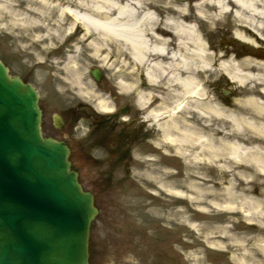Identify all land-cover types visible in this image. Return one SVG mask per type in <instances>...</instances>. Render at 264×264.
<instances>
[{
	"label": "rangeland",
	"instance_id": "374dc122",
	"mask_svg": "<svg viewBox=\"0 0 264 264\" xmlns=\"http://www.w3.org/2000/svg\"><path fill=\"white\" fill-rule=\"evenodd\" d=\"M161 1H174L192 13L193 24L210 44L207 51L214 54L197 74L203 88L197 95L200 107L193 100L182 113L177 112L206 138L187 145L184 154L168 141L164 143L161 135L154 140L160 149L155 150L148 141L145 149H137L132 156L126 152L123 158L110 156L109 148L86 149L85 138L94 116L107 122L94 129L99 135L117 134L122 122L139 124L144 118L138 116L131 98L115 94L117 88L109 76L116 67L107 68L94 53L88 57L84 48L80 60L87 81L111 100V108L101 109L70 83H61L58 68L65 63V67H74L80 61L74 57L77 47L81 49L76 39L83 32L80 24L61 17V9L68 4L58 7V0H0V60L11 74L37 89L43 133L58 138L65 135V130L53 128L54 113L68 115L72 108L73 113L83 115L76 124L65 118L70 145L83 149L77 155H83L84 161L74 152L80 182L93 191L99 209L90 229L89 264H264V169L224 154L228 143L248 136L221 112L251 115L246 99L253 97L264 105V83L236 85L218 67L219 61L228 58L224 56L226 46L239 47L235 42L252 45L234 36L236 29L242 32L243 25L248 31L245 37L255 44L252 46L264 48V0L246 1L248 13L236 16L232 8L214 23L197 9L201 0ZM163 15L161 12L160 18ZM92 68L101 71L100 80L91 77ZM211 80L217 82L218 92L209 88ZM227 82L237 94L225 106L219 89L227 88ZM148 128L153 130L154 125ZM255 138L263 140L264 135ZM213 150L218 153L215 158L209 155Z\"/></svg>",
	"mask_w": 264,
	"mask_h": 264
},
{
	"label": "bare ground",
	"instance_id": "6f19581e",
	"mask_svg": "<svg viewBox=\"0 0 264 264\" xmlns=\"http://www.w3.org/2000/svg\"><path fill=\"white\" fill-rule=\"evenodd\" d=\"M246 1L249 3V0H201L197 9L214 23L232 8L236 16L248 13ZM63 3L68 5L61 9V17L70 18L83 28L76 39L81 49L77 47L74 58L80 60L84 48L88 51L87 56L93 53L100 56L99 60L107 68L116 67L109 76L117 88L115 94L120 98H131L144 120L160 130L169 146L180 154H184L187 145L206 140L201 133L191 129L189 121L187 123L177 115L193 100L200 107V95H197L203 88L197 74L214 56L207 51L211 49L210 44L193 24L192 13L174 1L165 4L161 0H58L57 6ZM212 10L215 12L209 13ZM200 11L198 15L203 17ZM161 12L164 13L162 18ZM242 29V32L236 29L234 36L255 45L252 39L245 37L247 26L243 25ZM255 52L260 58L252 54L238 59L228 50L224 54L228 58L219 61L218 67L236 85L244 86L250 81L253 86L263 84L264 53L259 49ZM66 64L58 68L62 74L61 83H70L97 107L110 109L111 100L96 92L87 81L81 60L74 67H65ZM237 101L242 102L241 99ZM246 101L252 110L248 117L221 111L235 128L245 129L248 136L241 142L228 143L224 154H230L254 169H264V139L255 138L257 134L264 135V105L253 97ZM209 153L212 158L218 155L216 150Z\"/></svg>",
	"mask_w": 264,
	"mask_h": 264
},
{
	"label": "water",
	"instance_id": "95a60500",
	"mask_svg": "<svg viewBox=\"0 0 264 264\" xmlns=\"http://www.w3.org/2000/svg\"><path fill=\"white\" fill-rule=\"evenodd\" d=\"M40 116L36 89L0 61V264H88L93 196Z\"/></svg>",
	"mask_w": 264,
	"mask_h": 264
},
{
	"label": "flooded vegetation",
	"instance_id": "af4514ba",
	"mask_svg": "<svg viewBox=\"0 0 264 264\" xmlns=\"http://www.w3.org/2000/svg\"><path fill=\"white\" fill-rule=\"evenodd\" d=\"M231 50L234 51V55H236L238 59L248 56L247 54L251 53L245 48H239V51H238L234 49L233 47H231ZM258 57H260V55ZM226 87L229 90H225L224 88H221L219 89V93L221 94V96H224L223 101L225 103H229L235 97L237 93L234 90L230 89L231 88L230 84H226ZM209 88L215 92H218L216 88H219V86L217 85V82L215 80H211V83L209 84ZM68 111L70 112L69 113L70 117L74 120H78L81 116H83V115L81 116L74 115L72 112V109ZM91 115L94 116L95 114L91 113ZM138 116L140 117V114H138ZM139 121H140L138 122L139 124H137L136 122L135 124H133V122L131 121L122 122L123 125H121L120 130L117 132V134H114V135L106 134L105 135L103 133L99 135V134L93 133L95 132L94 129L99 124H105V123L107 124V122L100 115L94 116V118H92V121H91L92 130L90 129V131L86 134L85 145L84 144L83 145L88 150H92L93 148H102V149L109 148L108 153H110V156H117L120 158H123L126 152L127 154L132 156V153L136 152L137 149H145L147 147L148 141L153 144V147L155 150L160 149V146H157L156 142L154 141L155 139L159 138V133L148 128L149 123L145 122V120L139 119ZM62 130L66 131V128H63ZM64 136L69 137V134L67 133ZM137 142L139 143V145H136ZM78 146H80V144H78ZM77 149H80V148H77ZM77 149L74 148L72 153L74 152V150H77ZM80 150H83V149H80ZM143 151L144 150H142L141 153H143ZM137 154H140V153H137Z\"/></svg>",
	"mask_w": 264,
	"mask_h": 264
}]
</instances>
